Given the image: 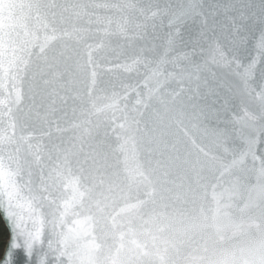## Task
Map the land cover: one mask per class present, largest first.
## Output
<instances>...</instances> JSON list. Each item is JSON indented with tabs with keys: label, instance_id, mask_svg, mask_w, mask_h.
Masks as SVG:
<instances>
[{
	"label": "water",
	"instance_id": "water-1",
	"mask_svg": "<svg viewBox=\"0 0 264 264\" xmlns=\"http://www.w3.org/2000/svg\"><path fill=\"white\" fill-rule=\"evenodd\" d=\"M19 2L25 13L22 27L7 43L0 32V59H11L15 49L30 60L29 70L20 77L18 103L11 78L0 82V132L15 136L13 143L0 146V159L6 162V172L19 166L18 175H0V216L9 234L0 264H6L9 252L11 264H41L42 259L44 264H66L67 258L58 256L63 245L56 233L92 214L86 211L87 203L83 208L78 205L65 217L63 229L53 227L57 205L70 199L66 186L74 178L93 188L94 197L109 186L114 190L119 186L115 203L106 210L113 215L125 205H139L117 218L123 225L117 231L134 233L125 237L126 247H132V239L149 247L153 236L157 243L173 239L179 227L166 218L168 209L143 190L127 187L123 177L135 175L151 161L155 175L173 185L199 179L195 163L186 164L182 146L171 142L168 108L174 98L195 125V138L206 146L208 162L219 177L214 180L217 187L209 191V203L214 195L221 197V206L230 205L223 211L234 222L246 224L255 218L259 225L264 211V0ZM53 35L47 60L41 59L39 45ZM32 43L37 46L29 55L24 50ZM93 73L123 99L103 118L66 131L77 106L73 97ZM133 120L142 138L134 158L131 144L121 148L129 135L120 127ZM234 161L239 163L232 166ZM57 171L62 177L53 186L50 177ZM13 181L21 200L41 195L33 202V215L42 225L28 220L26 209L12 208L25 216L23 225L9 214ZM250 200L254 206L242 212ZM37 228L40 240L31 242L28 233ZM260 235L259 228L228 231L227 246ZM201 243V235L193 234L171 260L185 264L189 256H204Z\"/></svg>",
	"mask_w": 264,
	"mask_h": 264
},
{
	"label": "snow or ice",
	"instance_id": "snow-or-ice-1",
	"mask_svg": "<svg viewBox=\"0 0 264 264\" xmlns=\"http://www.w3.org/2000/svg\"><path fill=\"white\" fill-rule=\"evenodd\" d=\"M39 6V4H37ZM44 27H48L47 24ZM55 36L46 37L43 44L39 45L40 58L47 60V49L51 40H54ZM35 43L29 45L28 51L30 55V48L36 47ZM13 55L11 59L4 60L0 59V82L11 80L14 82V99L18 103L22 97V93L19 87L20 77L23 73L29 70L30 60L24 56L16 54V50L13 49ZM3 53L0 52V56ZM154 75H159V73L154 72ZM0 86H3L0 83ZM137 103H141L137 101ZM115 105H110L109 107H114ZM136 122L130 121L122 124L120 127L124 128L126 131L133 129ZM10 128L14 129L15 125H10ZM15 140L14 133L10 132H0V146L5 144H11ZM132 145V158L135 157V141L132 136H128L125 139L124 144L121 145L122 150L126 149V146ZM9 159H12L9 157ZM238 161H234L232 166H235ZM6 168V162L0 159V175H18L19 166L14 172L4 171ZM227 170V169H226ZM137 175H142L140 171H137L135 175H132L133 179ZM264 175V172H262ZM62 173L57 171V173L50 177V180L55 186L57 182L61 179ZM66 187L71 190L70 199L62 200L59 205H57V213L53 216V227L54 228H64L65 227V217L70 214V211L76 206L84 207L87 203L88 207L86 211L92 213L86 215L82 218H77L73 220L71 227H66V230H61L56 233L60 237V243L63 245L61 249H58L59 257H66V264H175L171 260V255H179L181 251V245L187 243L193 234H200L202 243L200 244L201 250L207 252L210 248L222 247L224 242L227 240L226 233L232 231L234 234L236 232L242 231L245 228H259L261 233H264V211L261 212L259 217L260 223L257 225L255 223V218H250L245 224L243 222L236 223L227 212L223 211V208L230 207V205L220 204L221 197L213 196L216 207L211 215H203L202 223L198 229L185 228L179 230L173 239L161 240L157 243L158 238L152 237L151 247L147 243L141 244L135 239L130 241L132 247H126L125 237L129 235H134L129 231L125 232L122 229L123 225L118 220V217H123L130 213L134 208H138L139 205H125L120 208L118 212L114 215L107 212L115 203L117 198V193L113 187L109 186L105 191H102L94 197L93 188L87 187L82 184L79 178H74ZM11 191L8 193L9 196V214L13 216L16 221L23 225L25 221V216L18 212H13V206L18 209H26L28 212L27 219L32 220L35 224L39 221L38 216H34L33 213L36 212L34 207V201L39 202L42 197L41 195H33L30 199L21 200L19 197L18 186L15 185L14 181L11 184ZM46 191V190H45ZM235 192V188L233 189ZM232 193L228 194V199L230 200ZM261 199H264V186L261 187ZM55 203V201H53ZM254 206V201L250 200L245 208L241 211H246L249 207ZM60 208L63 210L60 211ZM94 210V211H93ZM42 225L43 221H39ZM163 231V229H161ZM28 236L31 242L40 240L41 229L37 228L34 232H29ZM118 237V241H117ZM87 238V242H84ZM116 241L114 243H109V241ZM28 243V254L31 255L32 243ZM118 242L119 246H116ZM18 244L14 239L12 248L16 249ZM255 257L253 264H264V243L261 244L260 248L253 253ZM12 253H8L6 264H11ZM200 257L189 256L185 259V264H198ZM41 264H44L43 259ZM64 264V262H62Z\"/></svg>",
	"mask_w": 264,
	"mask_h": 264
},
{
	"label": "clouds",
	"instance_id": "clouds-1",
	"mask_svg": "<svg viewBox=\"0 0 264 264\" xmlns=\"http://www.w3.org/2000/svg\"><path fill=\"white\" fill-rule=\"evenodd\" d=\"M24 17L23 6L19 0H0V32L3 33L5 43L15 35L16 29L22 27ZM73 99L77 106L71 111L66 131H75L84 122L103 118L108 109L118 108V99L123 98L118 97L102 82H98L96 74L93 73L90 82L86 83ZM177 99L174 98L168 108L172 113L169 135L173 146H182L184 162L190 166L194 162L198 167L199 179L180 186L173 185L172 182L155 175L156 170L151 161L142 164V175H137L135 179L125 175L123 179L127 187L143 190L153 202L160 201L163 207L168 209L166 218L177 225L179 230L198 229L203 215L211 217L216 207L214 198L209 203L208 194L217 187L214 180H219V177L215 176L214 166L208 162L209 152L206 146H202L195 138V125L191 124ZM110 105L115 106L109 107ZM139 132L138 128L127 131V135L134 138L137 148L142 142ZM177 187L179 192L176 191ZM115 191H120L119 186ZM262 243L264 233L255 240H247L236 246H227L226 240L222 247L211 248L205 252L206 254L200 257L199 264H253V253Z\"/></svg>",
	"mask_w": 264,
	"mask_h": 264
},
{
	"label": "trees",
	"instance_id": "trees-1",
	"mask_svg": "<svg viewBox=\"0 0 264 264\" xmlns=\"http://www.w3.org/2000/svg\"><path fill=\"white\" fill-rule=\"evenodd\" d=\"M8 239H9L8 231L0 216V260L3 256Z\"/></svg>",
	"mask_w": 264,
	"mask_h": 264
}]
</instances>
